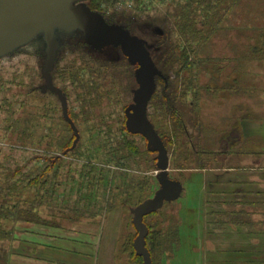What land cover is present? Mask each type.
<instances>
[{"label":"rangeland","instance_id":"rangeland-1","mask_svg":"<svg viewBox=\"0 0 264 264\" xmlns=\"http://www.w3.org/2000/svg\"><path fill=\"white\" fill-rule=\"evenodd\" d=\"M87 2V38L82 14L58 9L53 20L40 12L0 37V209L10 211L16 201L29 217L2 220L0 264H132L131 248L142 253V264H264V0H195L193 7L209 11L210 19L205 26L197 19L204 34L190 42L191 68L166 71L168 89L156 72L178 60L176 11L188 0ZM28 13L11 25L27 21ZM109 32L124 35L87 43ZM90 51L84 61L95 63L84 67L83 78L90 68L105 78L90 85L94 98L83 99L85 86L74 83L73 72ZM171 88L186 90L184 98L159 101ZM80 106L94 113L76 119L87 150L77 158L59 145L70 136L65 121ZM127 121L139 152L113 160L106 126L114 141ZM161 134L171 140L166 147ZM44 154L61 157L74 181L64 172L48 193L20 183L42 169ZM92 155L89 183L78 171ZM153 231L162 233L157 254Z\"/></svg>","mask_w":264,"mask_h":264},{"label":"trees","instance_id":"trees-1","mask_svg":"<svg viewBox=\"0 0 264 264\" xmlns=\"http://www.w3.org/2000/svg\"><path fill=\"white\" fill-rule=\"evenodd\" d=\"M104 1H106V0H103V2ZM193 2H195V0H188L187 7H183L182 8L181 6H179L178 10L176 11L177 17H178L176 23L178 24V22H179V27H178L179 29L178 30H179V33L181 34L180 40L178 41V52L175 50V53H178V54H176V55H178V60L177 61L175 60L176 63H175L174 60H173V62L170 61V67L165 66V70L164 71H162L161 69L158 70L156 68L158 70L156 72V79H157L158 83L161 85V84H163L162 82L165 81V84L168 85L164 89H168V88H170V86H172L171 84L169 85L167 83V79L168 78L166 77V74H167L166 71H169V72L172 71L175 74H180L182 71H185V70L189 71L190 70L191 66H190V63H189V58L191 56L193 57L192 54H195L194 49L190 45V42H191V40H193V41L196 40L197 41L198 37L201 36L202 34H204V32H203L204 27H202L201 29L198 28L197 19L198 18L202 19L203 22H201V24L204 23L203 24L204 26L206 25V22L209 21V19H210L209 15H208L209 11H203V10L200 11V9L196 8L195 6L193 7ZM197 6H198V3H197ZM117 28H119L118 25H117ZM117 28H114V29H117ZM122 28H124L123 30H124V32L127 35L134 36L133 28L129 29V26L128 27L127 26H125V27L122 26ZM117 33H120L121 35H124L121 32H117ZM132 42H134V41H132ZM87 43L88 44H93L92 42H87ZM94 44H95V42H94ZM141 44L143 45V47H145V43L143 41H141L140 45ZM84 46L86 47V45H84ZM146 52L148 53V55L150 57H152L153 60L155 59V56H154L155 54H154V51L152 49L149 50L146 47ZM89 54L90 55L84 54V58H82V62H83L82 66L79 67V68L76 67V70L73 72L74 76L76 78L78 76L77 79L79 81V82H75L74 81V83H79L80 85L85 86L83 88V91L85 90L84 91L85 92V96H83V99H92V97L94 98L96 95L93 92H95L96 90H95V87H90V85L93 84V83H96V82H100L99 79L103 80V78H105V77H103V74L102 75H98V74L96 75L95 74L96 72L94 70H92V68H90L89 75H88V80H85L83 78L84 76L82 74L84 72L83 71L84 67H87V66L90 67V66L94 65L93 63H95V60L93 58L90 59L89 61H86V62L84 61V59L87 56H91V51L89 52ZM91 57H93V56H91ZM105 61H108V59L105 60ZM96 63H98V62L96 61ZM104 64H108V63L104 62ZM70 66L72 68H74V63H72ZM158 68H159V66H158ZM150 83H152V82H150ZM98 87L101 88L99 85H98ZM49 91H52V90H49ZM177 91L173 90L171 88L169 93H167V94H165V93L163 94L162 93L163 95L159 96L158 99H159V101L162 100V99L163 100L164 99L165 100L169 99V100L174 101L177 97H178V100L179 99H183L184 98L183 94H185L186 90L185 91L184 90L183 91L180 90V93L177 92ZM149 92H151V91H148V93ZM178 93H179V95H178ZM63 94L65 95L64 92H63ZM133 95H134L133 99H135L136 90L133 91ZM65 97H66V95H65ZM98 97H100V96H98ZM90 103L92 104L93 102H90ZM80 110H81L80 114L79 113H75V114L73 113L74 114V117H72L73 120L70 121V119H68L67 121H65V129L69 132L70 136H68V138L64 139L62 144L60 143V145H59V148H60L62 154H64V155L72 154V155H75L77 158H79L80 156H83V153H85V151H87V150H85V147H83L84 145L81 144V142L79 140L78 130H77V127L75 125L76 124V119L78 118L79 115H81L86 120L87 116L88 117H90L91 115L93 116V113H94V109H91V107L89 108L90 112L89 111L88 112L83 111V108L81 106H80ZM125 111L126 112H129V111L131 112L132 110L125 109L124 112ZM124 115L127 116V114H125V113H124ZM94 116H95V114H94ZM99 118H101V117L100 116L96 117L97 122L99 121L98 120ZM132 119L134 120V118H132ZM102 123H103V120L100 119V123H96L95 125H100ZM129 123L127 121L124 124H122V126H121L122 130H120V132L122 134H120V137L117 138V139L115 137L114 141L111 138V137H113L112 136L113 131L111 130V128L109 126H106L107 128H109L108 131H107V134H106V137L109 138L108 139V141H109L108 143H112V144H110L111 148H110V151L108 152V156L110 158H112L113 160L117 159L118 156H120L119 159H118V161H120V160H123L125 158H128L129 157L128 153L134 154V153L139 152L138 148L135 145V141L130 140L129 137H128L129 133H135V132H133L134 129L132 130V126H130ZM173 123H177V125H178V133L179 134L174 130L175 133H176L175 134L176 135L175 136V138H176L175 140H177L178 139V135L182 134V131L184 130V123H183L182 119L180 118L179 114H178V116L176 115V118L174 119ZM233 128H234V130L238 131L239 125H236ZM93 130H95L97 132L96 135L98 136V133H99L97 131L98 129L93 128ZM161 137L163 139L165 138L164 147H166L167 143L171 142V140H167V137H166L165 134H163V135L161 134ZM229 141L231 142L230 145H233L234 143H236V141L233 142V139H229ZM104 148H106V147L103 146V150H104ZM100 149H102V147ZM87 154H88V152L86 153V156H87ZM43 157H44V162H45V163L43 162V164H45V165L42 164L43 165L42 169H40V171H34L32 173L30 172L28 174L22 175L20 177V183L25 182L26 184H28V186L30 188H33V189L39 185V187H41V189L44 190V193H48L49 192L48 187H50V182H51V185H53V186H51L52 187V191L57 190L58 187L62 184V182L60 180V177H61L62 174H64V172H65L64 175L67 174L66 177L68 178V180L74 181L75 178H74V175L71 174V172H70V170H71L70 166H67V167H66V165L64 166L63 165L64 162L61 161V157H59V156H50L49 154H44ZM93 157H94V155H92V157L88 156V158H89L88 161L85 164H83L81 166V169L78 171L79 174L81 175V178L83 180H85V181H89V183H91L90 179H91L92 171H94L96 169V164H94L92 162V159H91ZM115 163H117V161ZM88 169H89V171H88ZM19 171L20 170H18L17 172H19ZM104 181H105V179L103 177H101L98 180L97 183L98 184L100 183L99 185H101V183H103ZM8 188H9L8 190H10V187H8ZM6 196L7 195H5V197ZM5 197H2L3 201H6ZM13 204L14 205H12L9 208L10 211H7V210L3 211L2 208L0 209V227H1V223L4 220H7L9 217L13 219V216H17L18 214L20 216H22V217L24 216L26 219L29 218V217H26L23 214L24 212H22V209L18 210V206H17L18 202L15 201V202H13ZM2 207H4V206H2ZM9 215H11V216H9ZM145 235H147V234H145ZM161 235H162V233H160L159 231H153L152 232V235H151L152 239L151 238L150 239H151V245L154 248V252H153L154 254H157L159 252L158 250L161 248V242L159 240V236H161ZM144 238H145V236H144ZM132 246L135 249H137V247H138L136 243H133ZM134 248H133V250H134ZM142 250L144 252L146 251V253H148V244L146 243V238L144 239ZM130 251H132V248L130 249ZM130 251H129V253H130L131 259L133 261V262H131L132 264H142L145 261V260L142 261V259H141V257L143 258L142 253H140V255L138 254L137 256H135L134 252H130ZM144 263H146V262H144Z\"/></svg>","mask_w":264,"mask_h":264},{"label":"flooded vegetation","instance_id":"flooded-vegetation-1","mask_svg":"<svg viewBox=\"0 0 264 264\" xmlns=\"http://www.w3.org/2000/svg\"><path fill=\"white\" fill-rule=\"evenodd\" d=\"M11 1L13 0H0V27L2 26V28L0 29V37H3L7 33H11L18 26L21 27L24 24L26 25V23L31 21V19L34 18L37 14L45 10H46L45 13L48 12L47 16L49 17L52 16V18H55L54 14L56 13L58 14L56 9L67 14L74 13L77 11H79L82 14L84 12L85 7L90 8V4L87 1L91 2V0H70L71 4H69L68 7L64 8L60 5L58 0H53V6H50V2H51L50 0H36V1L32 0V2L34 3V6L32 7L29 5L28 0H23V2H19V4L16 5L7 4V3H11ZM98 1L99 0H97V2ZM84 3H86V6H83L85 5ZM25 11L29 12L26 19L27 21L23 22L22 20L19 21L17 24L11 25L12 22L19 19V17ZM3 15H9L10 17L5 18Z\"/></svg>","mask_w":264,"mask_h":264},{"label":"water","instance_id":"water-1","mask_svg":"<svg viewBox=\"0 0 264 264\" xmlns=\"http://www.w3.org/2000/svg\"><path fill=\"white\" fill-rule=\"evenodd\" d=\"M51 4H50V6H53V0H51V2H50ZM46 12V10L45 11H43V13H45ZM46 14V16H47V14H48V12L47 13H45ZM5 18H9L10 16L9 15H3ZM83 17V16H82ZM52 19H54V18H52V16L50 17V20H52ZM83 21H84V23H85V36H86V38L88 37L87 35H88V27H87V22H86V20H85V18L83 17ZM108 36H123V35H121L120 33H117V32H109V33H105V34H102L99 38H97V39H94V40H90V42H96V41H99V40H101V39H103V38H106V37H108ZM127 38V37H126ZM127 39H129L130 41H134L135 43H137L139 46H141L140 45V43L138 42V41H136L135 39H132V38H127ZM143 49V48H142Z\"/></svg>","mask_w":264,"mask_h":264},{"label":"crops","instance_id":"crops-1","mask_svg":"<svg viewBox=\"0 0 264 264\" xmlns=\"http://www.w3.org/2000/svg\"><path fill=\"white\" fill-rule=\"evenodd\" d=\"M94 248H95V249H99V247H98V248H97V247H94ZM94 248H93V249H94ZM96 252H97V251H96ZM96 252H95V253H96ZM95 258H96V257H95ZM99 259H102V258H101V256H100V258H99ZM94 261H96V260H94ZM100 262L102 263V261H101V260H100ZM98 263H99V261H98Z\"/></svg>","mask_w":264,"mask_h":264}]
</instances>
